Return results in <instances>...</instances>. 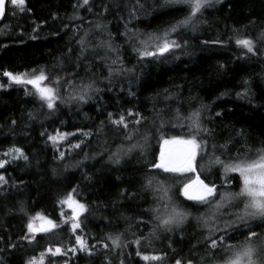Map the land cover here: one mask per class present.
Masks as SVG:
<instances>
[{"label": "trees", "instance_id": "obj_1", "mask_svg": "<svg viewBox=\"0 0 264 264\" xmlns=\"http://www.w3.org/2000/svg\"><path fill=\"white\" fill-rule=\"evenodd\" d=\"M82 3L26 0L21 13L7 0L0 19V159L13 148L28 157L8 159L0 169L7 180L0 184V264H28L41 254L44 264H175L177 259L206 264L201 258L207 257L209 231L199 218H206L209 209L180 191L194 174L164 173L152 165L162 138L191 134L189 117L196 111L208 130L202 134L207 148L197 157V171L218 192L225 191L223 169L211 163L214 157L228 162L251 148V158L264 146V0H222L203 10L194 28L171 35L181 44L187 41L185 47L143 59L134 50L142 48L140 40L184 19L186 7H163V0ZM109 37L111 51L104 46ZM237 39L252 40L255 54L238 46ZM41 70L49 77L44 84L60 80L53 109L31 86L9 84L3 75L31 76ZM122 114L127 132L111 122ZM141 118L139 125L132 123ZM129 133L132 140L126 139ZM55 134L69 135L64 149L51 139ZM114 153L120 154L119 163ZM231 177H237L231 190L238 191V175ZM161 184L168 188L171 205L189 213L171 231L157 226L152 211H166L168 201L156 191ZM70 193L87 209L75 231L69 210L60 203ZM37 213L58 227L33 238L27 225ZM230 218L220 215L216 224L223 227ZM255 230L262 234L256 242L264 239V229ZM243 231H230L226 242L238 245L247 236ZM77 236L86 241V251L80 250ZM110 236L119 237L120 247ZM49 248H61V254H46ZM143 256L162 259L145 261Z\"/></svg>", "mask_w": 264, "mask_h": 264}, {"label": "snow or ice", "instance_id": "obj_2", "mask_svg": "<svg viewBox=\"0 0 264 264\" xmlns=\"http://www.w3.org/2000/svg\"><path fill=\"white\" fill-rule=\"evenodd\" d=\"M7 0H0V18L5 15ZM14 9H18L23 13L26 5V0H10ZM222 0H163V7H175L183 6L188 9V14L184 19L177 21L175 24L169 26L162 33L149 34L147 40H140L142 48H134L137 51L141 59L145 57L158 58L163 57L166 53L172 52L174 49L185 47L187 41L184 44L179 43L175 39H171V35L174 33L182 32L189 27H195L194 21L198 16L203 15V10L209 7H213L217 3H221ZM90 0H83L81 7L89 5ZM139 4V0H137ZM143 7V5H139ZM90 10V9H89ZM107 11V8H105ZM261 39H264V33L261 34ZM35 39V37H33ZM111 37L109 42L106 43L108 50H112ZM208 43V42H205ZM213 43H218L215 41ZM236 44L247 50L248 53L255 54L254 42L250 39H237ZM115 63V61H113ZM35 73V70H34ZM3 75L8 77L10 83L17 85H31L35 90V94L39 99L47 104L49 109H53L55 100L57 99V89L55 85L60 83L59 78L51 81L50 84H44V81L49 80L48 75L43 70L39 74L31 75L29 78L28 73L13 74L10 72H4ZM247 83V82H245ZM88 89L92 86L88 85ZM87 92H84L79 99L83 100ZM239 95V94H238ZM244 95H247L245 92ZM128 115H133L129 112ZM220 115V113H217ZM111 118V114H109ZM142 119H136L132 121L133 124L139 125ZM189 119L192 121L190 128L191 134L188 136H172L168 138H162L160 144V151L158 161L153 162V167L162 170L164 173H170L174 175H185L188 173L194 174L188 178L183 187L181 188V194L188 201H193L196 204L206 205L209 209L205 217L199 219L203 221L205 227L208 228L209 236L205 239V246L208 250L207 257H202V260H206V264H264V239L256 242V238L262 234L258 233L255 229H264V146L255 150L254 157H249L248 153L252 151L251 148L247 149L245 154H237L235 158L230 159L228 162L221 160L219 156L214 157L211 163L219 165L223 169V184L221 187L225 189L223 192H218V186L215 184L205 183L201 179L200 173L197 171L198 161L197 157L201 152L207 148V141L203 139L202 134H207L208 130L202 127L200 112L196 111L191 114ZM114 125L122 127L126 132L128 131V123L125 122V117L122 114L118 120L111 121ZM15 123V121H13ZM242 134V133H241ZM55 141V137H51ZM126 139L132 140L133 134L126 135ZM79 147V144L75 145ZM136 145H132L127 149L131 152ZM215 148V145H213ZM224 148L225 145H221ZM5 156L12 155V158H23L25 161L28 157L19 148L10 149L9 152L4 153ZM115 157L114 162L119 163V153L113 154ZM64 153H60V157L63 158ZM8 163L7 160H0V168H4ZM238 174L239 190H231V181L237 177H231L230 174ZM7 180L3 175H0V184H6ZM152 179L148 180V186H152ZM75 191V189L73 190ZM157 192L162 193L159 197L160 200H167L164 204L166 209L165 213H161L160 208H154L152 211L156 213L155 219L158 221V227L164 228L166 231H171L172 226H180L187 219L189 213L185 210L179 209L177 206L171 205L170 197H168V188L161 184L156 188ZM60 203L67 204L71 209V226L73 231L79 228L78 219L80 215L85 212L86 206L73 199L70 193L66 199L61 200ZM242 205V207H240ZM237 207L239 210L235 212H223V209ZM228 215L231 217L223 222V227L216 224L220 215ZM63 216V213H61ZM40 220L39 225L36 221ZM254 221L258 223L253 224ZM211 225V226H210ZM58 225L50 219L37 213L35 217L30 218L27 225L28 232L35 237L38 233L51 232L57 228ZM247 230V236L244 241L236 244H228L226 237L229 236V232L240 231L241 235L244 234L243 230ZM216 232L222 233L216 238H213V234ZM155 235V232L152 233ZM114 247H120L119 237H109ZM77 244L80 245V250H87V243L80 236L76 237ZM136 244H140L139 240L135 241ZM108 247V245H105ZM221 250V255L216 256L217 250ZM72 250V249H70ZM48 251L53 255L61 254V248H56L54 251L49 248ZM91 255V253H89ZM137 255L140 252L137 251ZM145 261H159L162 257L159 256H143ZM28 264H43V254L39 260L30 259ZM123 264V261H121ZM175 264H182L180 259H177ZM184 264H194L192 260L184 262Z\"/></svg>", "mask_w": 264, "mask_h": 264}, {"label": "rangeland", "instance_id": "obj_3", "mask_svg": "<svg viewBox=\"0 0 264 264\" xmlns=\"http://www.w3.org/2000/svg\"><path fill=\"white\" fill-rule=\"evenodd\" d=\"M7 78V81H8V83L9 84H14V83H10V81H9V79H8V77H6ZM29 78H31V76L29 75ZM15 85H17V84H15ZM28 86H31V85H28ZM32 87V86H31ZM53 137H55L56 139H55V141L53 140V142L55 143V145L57 146V148L58 149H64L65 147H66V140H67V138L69 137V135L68 134H55ZM7 152H9V151H7ZM6 153V152H5ZM12 158V155H8V156H5L4 154L2 155V157H1V159L0 160H8V159H11ZM1 169V168H0ZM238 175V174H237ZM66 199V198H65ZM74 199V198H73ZM64 205V207H65V209L66 210H69V212H70V215H71V209L67 206V204H63ZM83 214V213H82ZM81 214V215H82ZM80 215V216H81ZM79 220V219H78ZM41 223V222H40ZM71 224H72V222H71ZM71 228H72V226H71ZM56 249V248H55ZM55 249H52L53 251L55 250ZM46 254H51V255H53L52 253H50L49 251H46ZM56 255H58V254H56ZM53 256H55V255H53ZM41 258V256L39 257V258H37L36 260H39ZM43 264H44V257H43Z\"/></svg>", "mask_w": 264, "mask_h": 264}, {"label": "water", "instance_id": "obj_4", "mask_svg": "<svg viewBox=\"0 0 264 264\" xmlns=\"http://www.w3.org/2000/svg\"><path fill=\"white\" fill-rule=\"evenodd\" d=\"M1 19V18H0Z\"/></svg>", "mask_w": 264, "mask_h": 264}]
</instances>
